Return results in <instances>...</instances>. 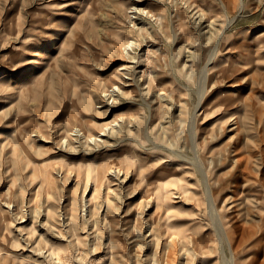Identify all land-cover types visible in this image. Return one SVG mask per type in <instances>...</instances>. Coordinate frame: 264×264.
Returning <instances> with one entry per match:
<instances>
[{
  "label": "rangeland",
  "instance_id": "obj_1",
  "mask_svg": "<svg viewBox=\"0 0 264 264\" xmlns=\"http://www.w3.org/2000/svg\"><path fill=\"white\" fill-rule=\"evenodd\" d=\"M215 47L196 126L222 152L227 228L255 239L239 263L264 264V0H0V264H220L198 173L154 146L191 155L174 136ZM234 116L249 124L236 149Z\"/></svg>",
  "mask_w": 264,
  "mask_h": 264
},
{
  "label": "bare ground",
  "instance_id": "obj_2",
  "mask_svg": "<svg viewBox=\"0 0 264 264\" xmlns=\"http://www.w3.org/2000/svg\"><path fill=\"white\" fill-rule=\"evenodd\" d=\"M221 3V2H220ZM223 7V6H222ZM221 7V9H222ZM223 12V11H222ZM226 14V13H225ZM227 15V14H226ZM160 17V16H159ZM228 18V17H227ZM86 20V19H84ZM81 21V20H80ZM78 21V22H80ZM88 21V20H87ZM83 22V21H82ZM81 22V23H82ZM230 22V21H229ZM92 23V22H91ZM80 25V24H79ZM86 25V24H85ZM225 27V26H224ZM81 28V27H80ZM227 28V27H226ZM225 28V29H226ZM84 30V29H83ZM144 30V29H143ZM77 31H79V28L77 29ZM81 31V30H80ZM85 31V30H84ZM146 31V30H145ZM237 33V32H236ZM143 34V32H142ZM171 34V33H170ZM82 35V34H81ZM221 36V35H220ZM219 36V37H220ZM186 37V36H185ZM208 38V37H207ZM75 39V38H74ZM199 39V38H198ZM147 42V41H146ZM200 42V41H199ZM56 39L54 40H51L48 42L47 45H45L44 47L40 48V49H37L34 53V57L35 59L32 61V64L33 66L31 68H29L28 70L24 71L20 77L15 80L13 83H12V89H15V90H18L19 92H25V90L27 91V88L29 86V83L32 79H34L36 76H35V73L37 71V68L40 64V59H42V57H46V58H49L51 53L53 51L56 50ZM208 44V43H207ZM210 45V44H209ZM126 47V46H125ZM214 47V46H213ZM211 54L209 55L208 60L207 62L204 64L203 68L201 69V72L199 73V76L197 77L198 78V85H197V98H196V103H195V106L194 108H192V112L189 113L188 117L185 119V118H181L179 120V122L182 124V126L184 127L183 130H179L178 132L175 133V136L174 138H176V140H179V141H184L185 142V148H184V151L187 152V153H190L191 155H186L183 153V151H178V150H175L173 148H171L172 146V142H171V146H165V145H161V144H155L154 146L157 147V148H160L161 150H166L168 151L169 153H171L174 157H176L177 159L181 160L182 162H186L188 163L189 165H192L194 167V170L198 173L199 177L200 178V183H201V195H203V205H204V209L208 215V220L210 221L211 225L210 227L213 229L211 230L212 232H214V237H216V242L218 244V247H216L219 251V254H220V264H240L239 263V259H241L243 256H245L244 254L248 253L249 250H251V248L249 247L253 241L251 240V242H248V244L244 245L245 242H240L241 241H245V237L244 238H240V240L237 242H235V239L233 238V231H232V228H227V222H225V216L221 215L220 213V209L222 207V204L223 205H226V193L222 190H224V187L223 185L222 186H218V188L216 190H214V186H216L215 184H218L219 185V178L217 180L214 181V184H211V178L214 177L215 174H218L220 172V165H222L224 162V159H223V156L220 154L222 153L221 151H217V152H214L212 151V147L214 146L213 143H211L210 141V137L211 135L213 134V131L212 130H207L206 132H202V130L198 129V127L196 126V117L197 115V112L204 109V107L206 108V105H207V102H206V99H208L209 97H211V95H208V80H209V76H210V73H209V69H208V66L211 64L212 60L214 59L215 55H216V47L211 50ZM133 52V51H132ZM207 53V52H206ZM124 54V53H123ZM155 54V52H154ZM125 57V56H124ZM132 58V57H131ZM130 58V59H131ZM135 58V57H134ZM157 58V57H156ZM201 58V57H200ZM206 58V59H207ZM172 59V58H171ZM163 60V59H162ZM230 60V59H229ZM164 61V60H163ZM232 61V60H231ZM136 64V63H135ZM186 64V63H185ZM236 66V65H235ZM183 67V65H182ZM119 69L118 70H124L122 73H121V76L123 78H125V82L122 83L120 81H118L119 84H123V86H128L130 85L131 81L133 79L128 78V75H127V71L129 70V66L128 64H122L120 67H118ZM133 69V68H132ZM187 69V68H186ZM117 70V69H116ZM182 70V68H181ZM238 71V70H237ZM130 72V71H129ZM170 72V71H169ZM181 72V71H180ZM116 73V72H115ZM171 73V72H170ZM189 73V72H188ZM191 74V73H190ZM171 75V74H170ZM115 77V76H114ZM133 77V76H132ZM191 77V76H190ZM193 77V76H192ZM191 77V78H192ZM173 78V77H172ZM192 80V79H191ZM117 81V80H116ZM134 81V80H133ZM187 81V80H186ZM128 82V84H126ZM192 82V81H191ZM264 82V81H263ZM256 83V82H255ZM197 84V82H196ZM185 85V84H184ZM213 85V84H212ZM251 85V84H250ZM37 86V85H36ZM214 86V85H213ZM252 86H253V83H252ZM263 86V85H262ZM184 87H187V86H184ZM195 87V86H194ZM46 88V87H45ZM112 92L114 93V91H119V88L117 85L113 84L112 86ZM36 89V88H35ZM218 89V88H217ZM33 90V89H32ZM39 90V89H37ZM45 90V89H44ZM123 90V88L121 89ZM190 90V89H189ZM110 91V90H109ZM126 91V90H125ZM233 91V90H232ZM252 92V91H251ZM119 93V92H118ZM160 93V92H159ZM110 94V93H109ZM161 94V93H160ZM194 94V93H193ZM219 94V92H218ZM26 95V94H25ZM29 95V94H28ZM124 95V94H123ZM159 95V94H158ZM119 96V94H118ZM161 96V95H160ZM246 96V95H245ZM219 97V96H218ZM115 99V98H114ZM229 99V98H228ZM237 98H234L230 103L231 104H234L235 101H236ZM253 99V98H252ZM113 100V99H112ZM111 100V101H112ZM210 101V103L212 102V98H209L208 99ZM116 101V100H115ZM114 101V102H115ZM194 101V100H193ZM242 101H243V98H242ZM250 101V100H249ZM188 102V101H187ZM186 102V103H187ZM223 102V101H222ZM264 102V101H263ZM184 103V102H183ZM221 103V102H220ZM243 103V102H242ZM180 105H182L181 109H183V105L185 104H181V102H179ZM263 104V103H262ZM111 105V104H110ZM239 105V104H238ZM147 108H148V113H149V116L147 118V121H146V124L150 121L151 119V107L149 104H146ZM176 106V105H175ZM193 106V105H191ZM240 106V105H239ZM244 106V105H243ZM179 108V106H178ZM236 108V110L234 109L233 112H231V115H235L236 113H238V116H240L239 114V110L240 108L239 107H234ZM153 109V108H152ZM230 109V108H229ZM243 109V108H242ZM226 110V109H225ZM249 111V110H248ZM203 112V110H202ZM183 112L180 111V115L182 114ZM237 116V114H236ZM260 116H262L260 114ZM235 117V116H234ZM241 117V116H240ZM240 117H235V122L234 124L236 125V128H235V131L234 132V136L235 138L233 139V141L231 142V144L229 145V147L236 141V145L237 146H234V149H236L237 147H239L240 145V142H243L244 141V135H243V131H245L246 128H248V125L246 123V121H244V123L242 122V119L243 118H240ZM178 118V117H177ZM239 118L241 119L240 122H242V126H237L238 125V120ZM132 119V118H130ZM232 119V118H231ZM259 119V118H258ZM247 120H250L247 119ZM174 121V120H173ZM178 121V120H177ZM215 121V120H214ZM260 121V120H259ZM257 122V121H256ZM130 123V122H129ZM252 123V122H251ZM229 125V124H228ZM210 126V125H209ZM208 126V127H209ZM212 126V125H211ZM234 126V125H233ZM256 126V125H255ZM179 127V126H178ZM231 127V125L229 126ZM108 129V128H105V130ZM223 129V128H222ZM256 129V128H255ZM248 131H250L249 129H247ZM117 131V130H116ZM75 133H77V135L81 136V137H84L83 136V133H80V132H77L75 131ZM23 134V133H22ZM161 134V133H160ZM227 134V133H226ZM99 136H103L104 134H98ZM164 135V134H162ZM98 136V137H99ZM146 139L148 142H153V139L152 137L149 135L148 131L146 130ZM227 137V136H226ZM225 137V138H226ZM77 139V138H76ZM160 139V138H159ZM230 139V138H229ZM18 140V139H17ZM89 142H93V143H98L100 140L97 139V137H90L88 138ZM122 140V139H121ZM242 140V141H241ZM67 141V140H66ZM82 141V140H81ZM80 141V142H81ZM86 141V140H85ZM19 142V141H18ZM138 142V141H137ZM139 143V142H138ZM149 143V144H150ZM179 142L176 141L175 142V139H174V144H178ZM87 144V143H86ZM153 144V143H152ZM173 144V145H174ZM21 146V145H20ZM178 146V145H177ZM154 147V148H155ZM183 147V146H182ZM152 148V147H151ZM149 149V148H148ZM231 149V148H230ZM203 150L204 151V154L203 155H200V151ZM211 150V152L209 151ZM208 151V152H207ZM208 153V154H207ZM230 152H227V154H229ZM216 157V158H215ZM175 158V159H176ZM173 163V162H172ZM115 170V169H114ZM112 170V171H114ZM110 171V172H112ZM108 174V173H107ZM112 175V174H110ZM241 175V174H240ZM245 176V175H244ZM243 176V177H244ZM170 178V177H169ZM173 178V177H172ZM247 178V177H246ZM170 180V179H169ZM258 180V179H257ZM165 181V180H164ZM243 184L242 185H245V183L247 182V180L243 179ZM239 182L238 180V177H236V179L234 180V184L232 182V187L236 186V184ZM255 182V181H254ZM171 182H166V184L163 185V190L164 193L163 195L165 197H168V196H171V198H174L173 196H176V194L178 195L179 192L177 193L175 191L176 188H172V187H169L170 185H173V184H170ZM186 184V182H185ZM188 184V183H187ZM189 185V184H188ZM241 185V186H242ZM174 186V185H173ZM183 186V185H182ZM192 187V186H191ZM197 188V187H196ZM239 188V187H238ZM160 189V188H159ZM254 190H256L255 188H253ZM157 191V190H156ZM183 192H185L183 190ZM264 192V191H263ZM161 193V194H162ZM238 193V192H237ZM159 194L160 197H162V195ZM195 194V193H193ZM196 195V194H195ZM262 195V194H261ZM188 196H189V193H188ZM150 197V196H149ZM178 197V196H177ZM182 198V197H181ZM180 198V199H181ZM185 198V196H184ZM196 198V197H195ZM257 200L259 199L260 200V197L256 196L255 197ZM194 199V198H193ZM155 200V199H153ZM195 200V199H194ZM199 200V199H198ZM197 200V201H198ZM176 202V201H175ZM184 202V201H183ZM186 202V201H185ZM184 202V203H185ZM218 202V204L216 203ZM189 203V202H188ZM195 203V202H194ZM219 203H221V205H219ZM87 204V203H86ZM84 206V205H83ZM226 208V207H225ZM197 210V209H196ZM260 211H264V207H260ZM264 219V218H263ZM206 220V219H205ZM234 222V221H233ZM208 223V222H207ZM207 225V224H206ZM209 225V224H208ZM166 226V225H165ZM146 227V226H145ZM209 228V227H208ZM235 230H236V226L234 227ZM229 229V230H228ZM149 230V229H148ZM151 232V230H150ZM149 232V233H150ZM204 232V231H202ZM257 233V232H256ZM204 234V233H203ZM148 235V234H147ZM175 235V234H174ZM173 235V236H174ZM187 236V235H186ZM254 236V233L253 231L252 232H249V238L253 237ZM148 237V236H147ZM190 238V237H189ZM206 238V237H205ZM183 239V238H182ZM181 239V240H182ZM208 239V237H207ZM215 239V238H214ZM179 240V239H177ZM202 240V239H201ZM203 240H205L203 238ZM207 241V240H206ZM214 241V242H215ZM180 242V241H178ZM201 242V241H200ZM181 243V242H180ZM182 245V244H181ZM244 245V246H243ZM176 246V245H174ZM205 248H208L207 246H205ZM209 250H211L210 248H208ZM241 249V252L243 251V255L241 254H238V251ZM184 250V249H183ZM177 251V250H176ZM180 251V250H179ZM185 252V251H184ZM188 254V253H187ZM229 254V255H228ZM238 254V255H237ZM202 262V261H201Z\"/></svg>",
  "mask_w": 264,
  "mask_h": 264
}]
</instances>
